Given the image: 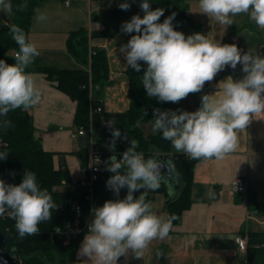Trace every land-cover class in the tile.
I'll return each mask as SVG.
<instances>
[{
  "label": "clouds",
  "instance_id": "9594fccd",
  "mask_svg": "<svg viewBox=\"0 0 264 264\" xmlns=\"http://www.w3.org/2000/svg\"><path fill=\"white\" fill-rule=\"evenodd\" d=\"M0 6L11 10L6 0H0ZM26 7L20 4L18 10ZM119 7L126 11L130 4L124 2ZM140 8L144 12L142 18L134 15L122 25V32L135 34L120 51L127 66L136 72H141V62L147 65L141 80L149 97L178 103L189 94L201 92L205 83L226 67L235 69L238 64L242 65L243 78L234 80L229 76L222 83V95L217 99L203 95L196 111L153 110V131H161L177 152L193 159H223L236 149L237 131L245 129L253 115L264 112V57L242 52L235 44L214 43L200 33L185 37L173 27L175 13L160 23L163 8L152 10L148 0H142ZM199 8L221 25H233L232 17L247 14L256 26L264 28V0H199ZM47 18L43 12L36 16L37 21ZM10 32L19 50L15 52L14 63L0 59V117L16 109L27 111L42 98L33 74L26 71L39 51L19 26L12 25ZM115 123L108 122L112 128V148L122 136ZM10 126L11 121H0V127ZM123 138L127 140L125 135ZM129 144L122 158L113 155L106 164L107 171L114 173L107 180V187L116 196L126 188L127 195L93 208L94 219L78 252V256L87 257L93 264H118L119 258L129 250L139 258L151 241L168 236L172 221L177 219L173 215L162 220L152 212L151 203L146 202L141 190L160 187V165L136 151L138 141L133 139ZM6 156V151L0 152V159ZM122 168L126 170L122 172ZM136 192L141 194L134 197ZM168 194L171 197L175 193L169 189ZM207 195L209 199L215 198L211 188ZM54 208L57 205L47 189L38 186L35 173L25 171L18 185L6 184L0 179V216L7 212L15 220L21 238L38 234L39 224L52 219ZM190 240L195 241L196 237Z\"/></svg>",
  "mask_w": 264,
  "mask_h": 264
},
{
  "label": "crops",
  "instance_id": "0c3cea01",
  "mask_svg": "<svg viewBox=\"0 0 264 264\" xmlns=\"http://www.w3.org/2000/svg\"><path fill=\"white\" fill-rule=\"evenodd\" d=\"M130 1L70 0L67 5L64 0H45L35 8L30 26L29 41L39 51V56L35 57L31 65L45 64L61 68L82 66L67 48L70 32L80 27H87L89 30L103 28V24L91 19L94 13L111 12L114 14L108 15L110 22H127L130 20L127 10H122L119 5L124 2L130 4ZM180 2L190 18L189 27L196 30L195 33L205 35L214 43L235 44L242 52L264 57V37L259 33L264 28L256 26L247 14L232 17L233 25L226 26L201 13L199 0ZM6 3L12 8V0H6ZM41 12L47 15V20H36ZM11 22V10L0 6V26ZM130 38L131 34L121 30L115 36L91 39L92 44L106 50L110 77L121 75L122 106L129 103V97L125 96L128 93V77L125 71L128 66L120 49ZM118 69L121 73H113ZM27 72L33 74L42 93L40 103L29 109L34 119L35 134L41 139L44 149L56 152V167H59L61 161L67 163L72 177L69 187L79 194L81 189L76 191L74 186H77V181L84 176L85 171L74 152L83 150L82 137L85 135H72L76 131L74 116L77 102L57 88L56 83L48 79L46 73ZM229 76L233 78L231 69L226 67L222 76L217 77L220 78L219 81L208 82L201 92L189 94L178 103L168 102L162 111H196L201 106L203 95L207 94L211 99L222 95V83ZM114 78L116 81L117 77ZM103 97L105 110H120L108 108L105 95ZM146 124L152 127L154 117L141 126ZM237 136L236 149L223 159L201 158L196 163L191 205L184 210L182 221L174 225L166 237L164 264H242L246 258L248 264H264V252L254 254L249 263L248 254L240 250L235 240L238 234L264 231V112L253 115L251 123L245 129L238 130ZM169 159L173 162L172 157ZM238 176L246 179L247 188L243 192L234 188V180ZM209 188L215 193L214 199L208 198ZM178 192L179 187L174 196ZM164 196L167 198L165 194ZM192 236L196 237L195 241L190 240Z\"/></svg>",
  "mask_w": 264,
  "mask_h": 264
},
{
  "label": "trees",
  "instance_id": "16d2710c",
  "mask_svg": "<svg viewBox=\"0 0 264 264\" xmlns=\"http://www.w3.org/2000/svg\"><path fill=\"white\" fill-rule=\"evenodd\" d=\"M45 0H12V22L0 26V59L8 63H14L13 50H19L18 45L12 39L10 28L17 25L22 28L29 41V31L35 8ZM180 0H153L155 8H163L165 16L160 18V23L165 18L175 13L173 27L184 33L185 37L192 35L196 30L189 27L190 18L181 7ZM26 4L27 7L20 11L18 6ZM111 12L94 13L93 21L103 24V28L89 30L80 27L70 32L67 40L69 52L82 65L76 68H61L57 66L37 64L30 65L26 71H40L46 73L48 79L56 83L57 88L67 93L77 102L74 125L76 128L85 126L92 128L94 144L99 147L105 159L100 179L96 184V193L102 201L123 199L127 195V189H121L119 196L110 190L106 182L114 175L107 171L106 164L109 158L115 155L118 159L130 146L129 141H138L137 152L143 153L147 160L154 156L165 155L172 157L179 178V192L170 197L166 182L160 181V187L156 190L142 189L146 196V202L152 204L153 194L156 191L164 193L167 200V219L173 215V226L182 221L184 210L191 205V190L194 181V170L199 159H193L189 155L177 152L170 141L165 140L161 131L145 133L142 124L153 119V110L161 111L168 102H161L156 97H149L142 83L143 71L147 65L141 62V72H136L129 66L126 68L128 77L129 107L124 111H107L104 108L103 86L109 81V61L104 48L91 43V39L103 36H115L122 28L124 22L115 24L109 21ZM114 14V13H111ZM130 21V20H128ZM132 33L131 35H134ZM30 42V41H29ZM92 85V95L90 91ZM101 99V100H100ZM101 110H96L98 106ZM146 113V114H145ZM11 121L7 129L0 127V138L7 145L0 148V152L6 151L5 159H0V179L6 184H19L25 171H31L36 175V182L41 189H47L52 196L57 208L52 209V219L39 224L40 232L36 235H26L21 238L15 228V220L9 218L6 213L0 216V229L6 235L4 248L15 249L18 254L17 264H80L78 247L85 233L72 238L65 243L59 234H53L57 227L63 228L71 222L73 213L72 203L77 200L83 204L84 213L87 214L90 204L84 199L83 194H77L69 187L72 182L71 172L66 162L61 161L59 167L55 166V151L44 149L41 139L36 136L34 119L29 110L16 109L10 111L6 117H0V121ZM115 121V128L120 129L122 136L115 142L112 148V128L109 121ZM127 137V140L123 138ZM89 148V147H88ZM152 149H155L153 151ZM83 168L88 166V149L86 152H74ZM201 159V158H200ZM126 169L122 168V172ZM140 192L134 193L138 197ZM251 241L264 242V231L247 233ZM20 251V253H19ZM264 252V249L248 251L249 263L254 254Z\"/></svg>",
  "mask_w": 264,
  "mask_h": 264
},
{
  "label": "built area",
  "instance_id": "2783aa9c",
  "mask_svg": "<svg viewBox=\"0 0 264 264\" xmlns=\"http://www.w3.org/2000/svg\"><path fill=\"white\" fill-rule=\"evenodd\" d=\"M65 4H70V0H64ZM18 50H13L15 52ZM206 82L205 84H207ZM90 91L92 95V85L90 84ZM101 100V99H100ZM102 107L99 105L96 110H101ZM92 128L87 129L85 126H80L76 128L73 132V136L89 135V148H88V166L84 168V176L77 181V186L81 189V193L85 200L90 204V209L87 214L84 213L83 204L80 201L75 200L71 205V211L73 213V218L71 222L66 224L63 228L57 227L53 234H59L65 241L69 243L72 238L88 231V225L92 222L93 208H95V194H96V184L100 179L101 171L105 163L102 152L99 147L94 144V135ZM0 145H7V142L0 138ZM2 146H0L1 148ZM126 151V150H125ZM122 158V157H121ZM234 188L238 192H243L247 188L246 179L243 176H238L234 180ZM7 213V212H6ZM5 213V214H6ZM4 214V215H5ZM3 215V216H4ZM236 243L240 250L248 254L250 249L260 250L264 249V242L261 241H251L248 235L238 234L235 237ZM242 264H248V259L243 260Z\"/></svg>",
  "mask_w": 264,
  "mask_h": 264
},
{
  "label": "rangeland",
  "instance_id": "374dc122",
  "mask_svg": "<svg viewBox=\"0 0 264 264\" xmlns=\"http://www.w3.org/2000/svg\"><path fill=\"white\" fill-rule=\"evenodd\" d=\"M152 1L153 0H148L151 9L155 10L156 8L152 4ZM141 2H142V0H131L130 1V8L126 11L128 14V17L130 19L134 15H140L141 18L143 17L144 12L140 8ZM11 14H12V8H11ZM12 16H13V14H12ZM259 33H261V35H263V37H264V30L263 29H262V31L259 30ZM95 38H97V37H95ZM114 72L115 73H121L120 69H118L117 71H113V73ZM120 76L121 75L114 76V77H117L116 81H115V78L114 77L111 78L110 73H109V81H108V83H106L103 86V94L105 95L108 108L114 107V109H120L118 111H124L129 107V103L126 106H122V104H123L122 103L123 102V99H122L123 91H121V88L123 87V84L120 82V80H121ZM219 79L220 78L217 79V76H216L211 82L212 83L217 82V81H219ZM206 89L208 90L209 88H206ZM126 94L127 95H125V96L129 97L128 93H126ZM128 100H129V98H128ZM142 128H144L145 133H147L146 131H150V130L152 131L153 130V125H152V127H149L146 124V125H143ZM88 138H89V135H85L82 137V141L84 143L81 145V147L83 148L84 152H86V150L88 149V145H89L88 144ZM152 150L155 151V149H152ZM74 188L76 189V191L80 190V188L77 187L76 185L74 186ZM167 200H168V198H165V196L162 192H160V191L154 192L153 200H152V204H151L152 210H153V213L156 214L157 216H159L162 220H167V203H166ZM94 201H95V204H94L95 208L96 207H102L103 204L105 203V201H102L100 199V196L97 193L95 194V200ZM93 219H94V214L92 215V220ZM87 233H85V235ZM83 239H84V237H83ZM83 239L81 240V242L79 244L78 252H79V249L81 247ZM165 241H166V238H164L162 240L159 238L154 239L153 241H151L149 243L147 248L145 250H143V253L139 258L136 257L135 253H133L131 250H129V252L127 253L126 256H121L119 258L118 264H164V261H165V254L164 253H165V249H166V246L164 245ZM241 255H243V254H241ZM78 258L80 260V264H93V261L89 260L87 257L78 256ZM57 261L58 260L56 259L55 262H49L48 264H55Z\"/></svg>",
  "mask_w": 264,
  "mask_h": 264
},
{
  "label": "water",
  "instance_id": "95a60500",
  "mask_svg": "<svg viewBox=\"0 0 264 264\" xmlns=\"http://www.w3.org/2000/svg\"><path fill=\"white\" fill-rule=\"evenodd\" d=\"M229 68L231 69V74L234 80L243 78L244 73L242 71V65L238 64L235 69H232L231 67ZM222 74H223V70L219 72L216 76L220 77L222 76ZM152 158L155 159L160 165V175H161L160 181L166 182L168 191L169 189H172L173 192L175 193L177 188L179 187V182H178V175L174 163L171 162L169 157L165 155H159V156L157 155ZM174 195L171 197H174ZM5 242H6V235L0 229V264H17L18 261L17 252L15 251V249L6 250L4 248Z\"/></svg>",
  "mask_w": 264,
  "mask_h": 264
}]
</instances>
